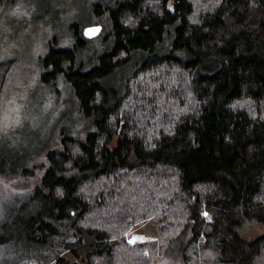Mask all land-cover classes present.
Listing matches in <instances>:
<instances>
[{"label":"trees","instance_id":"16d2710c","mask_svg":"<svg viewBox=\"0 0 264 264\" xmlns=\"http://www.w3.org/2000/svg\"><path fill=\"white\" fill-rule=\"evenodd\" d=\"M111 1L89 58L74 29L42 62L77 125L0 149V264H154L183 234L184 264H264V0ZM148 219L157 250L125 238Z\"/></svg>","mask_w":264,"mask_h":264},{"label":"rangeland","instance_id":"374dc122","mask_svg":"<svg viewBox=\"0 0 264 264\" xmlns=\"http://www.w3.org/2000/svg\"><path fill=\"white\" fill-rule=\"evenodd\" d=\"M98 1L102 4L112 2L11 0L0 8V63H12L0 103V149L6 157L26 159L49 147L50 134H58L59 129L70 130L74 123L77 125L76 120H80L72 96L61 79L54 85L41 82L42 62L51 44L59 50L73 49L76 41L72 30L77 29L78 36L84 41L82 32L87 26L101 25L104 31V20H96L92 14V6ZM100 39L103 35L87 41ZM96 45L91 43L79 56L89 58ZM138 59L139 56L110 83L117 87L118 81ZM252 233L251 239L264 236V228L256 227ZM156 234L155 221L148 219L133 226L125 238L129 244L152 243L157 250ZM186 242L185 234L179 236L154 264H184L181 250Z\"/></svg>","mask_w":264,"mask_h":264},{"label":"water","instance_id":"95a60500","mask_svg":"<svg viewBox=\"0 0 264 264\" xmlns=\"http://www.w3.org/2000/svg\"><path fill=\"white\" fill-rule=\"evenodd\" d=\"M102 33L101 25L87 26L83 29L82 36L85 40H93L99 37Z\"/></svg>","mask_w":264,"mask_h":264},{"label":"snow or ice","instance_id":"6c2138e0","mask_svg":"<svg viewBox=\"0 0 264 264\" xmlns=\"http://www.w3.org/2000/svg\"><path fill=\"white\" fill-rule=\"evenodd\" d=\"M15 14V13H14ZM142 239V238H141Z\"/></svg>","mask_w":264,"mask_h":264}]
</instances>
